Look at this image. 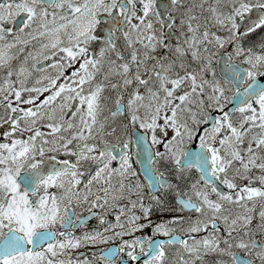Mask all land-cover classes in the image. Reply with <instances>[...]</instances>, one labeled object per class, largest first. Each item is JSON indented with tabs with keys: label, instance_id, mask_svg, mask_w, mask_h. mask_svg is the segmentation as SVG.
Returning a JSON list of instances; mask_svg holds the SVG:
<instances>
[{
	"label": "snow or ice",
	"instance_id": "snow-or-ice-1",
	"mask_svg": "<svg viewBox=\"0 0 264 264\" xmlns=\"http://www.w3.org/2000/svg\"><path fill=\"white\" fill-rule=\"evenodd\" d=\"M0 264H264V0H0Z\"/></svg>",
	"mask_w": 264,
	"mask_h": 264
}]
</instances>
